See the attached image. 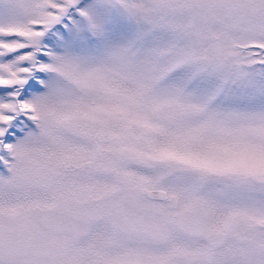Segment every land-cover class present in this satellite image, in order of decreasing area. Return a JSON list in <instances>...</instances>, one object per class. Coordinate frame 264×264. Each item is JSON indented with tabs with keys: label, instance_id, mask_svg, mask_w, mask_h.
<instances>
[{
	"label": "snow or ice",
	"instance_id": "6c2138e0",
	"mask_svg": "<svg viewBox=\"0 0 264 264\" xmlns=\"http://www.w3.org/2000/svg\"><path fill=\"white\" fill-rule=\"evenodd\" d=\"M0 264H264V0H0Z\"/></svg>",
	"mask_w": 264,
	"mask_h": 264
}]
</instances>
